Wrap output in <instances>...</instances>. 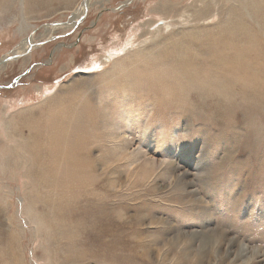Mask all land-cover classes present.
Returning a JSON list of instances; mask_svg holds the SVG:
<instances>
[{
    "label": "rangeland",
    "instance_id": "1",
    "mask_svg": "<svg viewBox=\"0 0 264 264\" xmlns=\"http://www.w3.org/2000/svg\"><path fill=\"white\" fill-rule=\"evenodd\" d=\"M82 2L0 0V264H264V0Z\"/></svg>",
    "mask_w": 264,
    "mask_h": 264
},
{
    "label": "bare ground",
    "instance_id": "2",
    "mask_svg": "<svg viewBox=\"0 0 264 264\" xmlns=\"http://www.w3.org/2000/svg\"><path fill=\"white\" fill-rule=\"evenodd\" d=\"M89 2H90V0H83V2L81 3V5H80V8H79V11L81 10V11H83L88 5H89ZM80 15V14H79ZM78 15V16H79ZM78 16H75L74 17V19H73V22L72 23H70V25L72 26V25H74V23H75V21L77 20V17ZM69 25V24H68ZM69 25V26H70ZM47 30H48V28H47ZM35 42H34V40H32V38H28V39H24V41H23V44H22V48H24V46H27L26 48H28V47H32V45L34 44ZM35 46V45H34ZM21 48V49H22ZM25 48V49H26ZM28 50V49H27ZM31 49H29V51H30ZM15 56H17V55H15ZM7 57H5L1 62H0V70L1 69H3V67H5L6 66V59ZM126 144V143H125ZM125 151V150H124ZM158 238V237H157ZM241 249V248H240ZM187 250V249H186ZM239 250V249H238ZM211 251V250H210ZM241 251H243L242 249H241ZM241 251H238V255L237 256H240V255H242L243 254V252H241ZM184 252V251H183ZM187 252V251H186ZM256 252H254V254H255ZM189 254V253H188ZM188 254H186L187 256H188ZM169 255V254H168ZM210 255H212L211 253H210ZM192 256V255H191ZM201 256V255H200ZM212 257V256H211ZM210 257V258H211ZM261 257V254L260 253H256L255 254V256H253L251 259H249L248 261H246V262H243L242 264H250V263H255L257 260H259V258ZM182 259V258H181ZM184 259V258H183ZM209 259V258H208ZM223 259H224V257H223ZM183 261V260H182ZM180 262V261H179ZM187 262V261H186ZM198 262V261H197ZM181 263V262H180ZM180 263H178V264H180ZM183 264V263H182ZM188 264H193V263H188ZM196 264V263H195Z\"/></svg>",
    "mask_w": 264,
    "mask_h": 264
}]
</instances>
